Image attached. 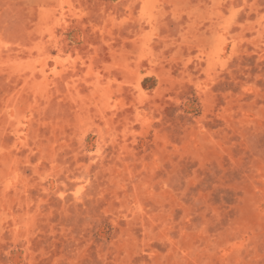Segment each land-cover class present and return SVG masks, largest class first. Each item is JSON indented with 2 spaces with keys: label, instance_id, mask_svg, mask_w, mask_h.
<instances>
[{
  "label": "rangeland",
  "instance_id": "obj_1",
  "mask_svg": "<svg viewBox=\"0 0 264 264\" xmlns=\"http://www.w3.org/2000/svg\"><path fill=\"white\" fill-rule=\"evenodd\" d=\"M0 264H264V0H0Z\"/></svg>",
  "mask_w": 264,
  "mask_h": 264
}]
</instances>
